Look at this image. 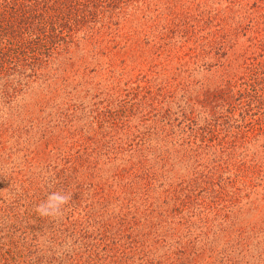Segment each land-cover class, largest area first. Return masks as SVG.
<instances>
[{"label": "trees", "instance_id": "16d2710c", "mask_svg": "<svg viewBox=\"0 0 264 264\" xmlns=\"http://www.w3.org/2000/svg\"><path fill=\"white\" fill-rule=\"evenodd\" d=\"M145 1L0 0V264H264V161L233 154L241 126L264 134V0H192L128 34ZM190 23L253 54L203 126L166 84L115 78L127 44Z\"/></svg>", "mask_w": 264, "mask_h": 264}, {"label": "rangeland", "instance_id": "374dc122", "mask_svg": "<svg viewBox=\"0 0 264 264\" xmlns=\"http://www.w3.org/2000/svg\"><path fill=\"white\" fill-rule=\"evenodd\" d=\"M211 1L214 3L219 2L217 0ZM225 1L222 2V7H226L229 2L228 0ZM191 2L192 0H146L145 4L143 3L144 5L138 7L139 11L135 14V22L130 27H126V32L128 34L134 33V30L130 29L134 25H138L144 30L147 29L151 19L142 22L141 17L145 13L151 15L158 13V17L166 19V14L170 15V8L175 14L178 13V10L182 11L177 5H188ZM209 5L212 6L213 4L209 3ZM234 10H238V8ZM225 22L227 23L226 27L232 25L231 20ZM200 23L203 27V21H200ZM189 26L190 32L199 34L195 36L194 33H190L192 36L184 37L179 33L180 30H177L179 34H169L167 40L160 44L157 41L158 45L155 46L151 39L152 35L156 33H151L150 30H147L148 33L146 34L152 35L145 36L148 39L143 37L138 49L137 47L129 49V46L132 45V42H130L127 44V50L123 52L115 50V52H119V61H123L122 57L127 58L126 65L118 64L115 70V78L118 79L125 69L126 78L128 79L129 76L132 81L139 82L142 86L148 82L151 86L158 82L166 84V89L169 92L168 96L172 97V99L171 103L166 105L165 108L171 109L173 113L180 115L178 116L180 120L182 115H189L194 122L203 126L204 119L210 117L214 111L216 103L212 100L219 95L220 91L222 95H226L230 86H233L237 76L245 69L243 65L250 59L252 51L246 49L248 45L247 38L243 36H236L226 40L225 46H222L223 51H209L206 46L210 38L206 37L205 41H201L200 39L205 34L200 32L199 27H196L194 31L192 28L195 26L191 23ZM245 49L248 53L244 51ZM88 56H91V54H88ZM93 65L88 66L89 71L93 69ZM122 66L125 68L123 69ZM93 73H97L98 79L102 80L103 76L100 71H94ZM248 116L247 120L253 123H261L254 121L264 122L257 109L248 113ZM254 129V131L250 130V128L244 129V126L239 129L240 134L249 141V144L243 149L237 146L236 150L233 151L236 159L240 162H242V159L252 160L253 157H256V159L261 158L264 161V134L260 135L258 134L259 131L257 132V128ZM250 166L252 165L250 164ZM258 187L264 188V185H259ZM257 190L260 191V189ZM260 193L261 196L264 195V192L260 191Z\"/></svg>", "mask_w": 264, "mask_h": 264}, {"label": "clouds", "instance_id": "9594fccd", "mask_svg": "<svg viewBox=\"0 0 264 264\" xmlns=\"http://www.w3.org/2000/svg\"><path fill=\"white\" fill-rule=\"evenodd\" d=\"M56 199L58 200V202H59V203H61V204H62V203H64V202H65V199H66V198H65V197H63V196H58V195H57V196H56ZM39 211H41V213H42V214H44V215H47V214H49V213H48V212H46V211H45L43 208L39 209Z\"/></svg>", "mask_w": 264, "mask_h": 264}]
</instances>
